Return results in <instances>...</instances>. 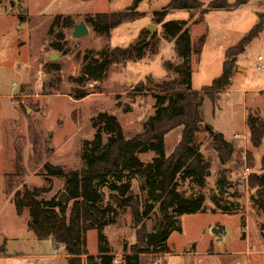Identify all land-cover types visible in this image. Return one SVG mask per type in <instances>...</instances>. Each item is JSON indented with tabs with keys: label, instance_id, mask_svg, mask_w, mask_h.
Here are the masks:
<instances>
[{
	"label": "rangeland",
	"instance_id": "1",
	"mask_svg": "<svg viewBox=\"0 0 264 264\" xmlns=\"http://www.w3.org/2000/svg\"><path fill=\"white\" fill-rule=\"evenodd\" d=\"M170 1L143 0L137 10L144 17L114 28L110 38L91 26L88 35L74 38L75 24L97 13L124 11L134 0H0V264H69L64 245L40 240L29 229L30 212L18 215L14 195L28 186L46 187L47 199L60 197L65 192V178L50 176L45 166L83 168L84 142L94 139L93 120L102 112L117 116L127 138L143 131L156 105V89L147 77L157 82L180 78L164 65L165 61L181 60L173 42L164 38L162 24L153 18ZM200 1L207 5L213 0ZM59 14L71 16L73 24L67 27L63 23L51 32ZM261 14L264 0H250L236 10L213 9L205 16L201 10L191 13L185 8L169 13L166 22L188 21L193 44L206 35L202 54L191 57L194 90L202 91L222 74L227 50L260 23ZM150 24L158 25V54L149 52L139 61L112 65L104 80L82 86L89 94L86 98H74L75 83L70 78L80 76L86 54L128 47ZM61 33L63 40L59 39ZM53 42H62L64 50H55ZM259 56L264 57V30L238 56L227 89L215 101L204 95V123L233 142L235 154L222 165L210 133L204 128L197 134L196 142L211 169L204 186L187 179L180 181L179 189L186 196L203 194L206 210L181 215L179 227L168 238L169 251L143 255V264H264V210L256 202L259 189L252 185L254 176L264 175V140L259 148L253 147L247 121L251 113L264 123V70L258 69ZM56 64L61 67L59 72L47 70ZM182 131L181 126L166 135L167 155L180 143ZM154 155L144 153L140 158L148 162ZM245 157L255 172L248 181L239 176V162L244 165ZM223 171L229 183L221 191ZM128 181L144 210L147 192L142 178L132 175ZM100 187L106 204L113 192L107 184ZM66 202L71 206L74 199L68 196ZM162 219L156 206L144 221L148 231L155 230ZM137 226L131 208L119 209L115 222L104 231L105 245L119 264H123L125 246L130 251L138 243ZM87 245L90 254L100 253L98 230L88 232Z\"/></svg>",
	"mask_w": 264,
	"mask_h": 264
},
{
	"label": "trees",
	"instance_id": "2",
	"mask_svg": "<svg viewBox=\"0 0 264 264\" xmlns=\"http://www.w3.org/2000/svg\"><path fill=\"white\" fill-rule=\"evenodd\" d=\"M142 1L134 0L133 5L124 11L90 15L85 22L96 33L110 38L114 28L144 17L145 14L137 10ZM249 1L236 0L230 3L227 0H213L206 5L200 0H171L163 10L155 12L154 21L162 24L164 38L173 42L181 60L179 63L165 61L164 65L180 78L157 82L152 76L147 77L148 82L156 89V105L155 113L145 122L143 131L127 138L117 116L102 112L93 120V126L96 128L94 139L84 142L83 168L67 170L62 166L46 164L45 168L50 176L65 178V191L74 199L71 206L68 202H60L57 195L47 199L49 190L46 187L25 186L16 191L13 200L18 215L29 210V229L40 240L52 239L58 245H64L69 264H114L115 255L111 254L105 245L108 239L104 231L115 222L119 209L131 208L135 223L139 225L138 243L132 245L130 251L125 246L123 264H143V255L166 254L169 251L168 238L171 232L179 227V217L206 210L203 194L186 196L179 189L180 181L187 179L193 180L198 186H204L211 169V163L196 142L197 134L202 131L200 123L204 122V95H209L215 101L231 84L238 56L243 54L252 40L264 30V14L260 15L259 24L237 45L227 50L222 74L202 91L193 89V70L190 63L194 53L202 54L206 35L201 36L197 45L193 44L188 21L166 22V18L171 11L177 9L185 8L191 13L201 10V14L205 16L213 9L236 10ZM63 23L67 27L72 26V17L57 15L50 31ZM149 34L144 29L138 40L128 47L103 48L86 54L80 76L70 78L75 83L74 98H86L89 94L82 86L89 81L104 80L112 65L139 61L149 52L158 54L160 43L157 35L148 42ZM64 38L65 35L61 33L59 39ZM52 46L57 51L64 50L62 42H53ZM47 70L59 72L61 67L56 64L54 68ZM247 121L251 143L254 148H259L264 140V123L251 113ZM181 126L182 139L176 149L167 155L166 135ZM206 130L210 133L221 164L226 165L235 154L234 144L212 126ZM151 152L155 153L151 161L145 162L140 158L141 154ZM239 163L242 168L243 164ZM250 167L253 168L251 165ZM254 174L255 172H252L250 177ZM132 175L142 178V188L147 192L144 210L140 208V199L131 193L132 185L128 178ZM219 183L221 191L229 183L224 171ZM103 184H107L113 192L106 204H103L104 192L100 190ZM252 185L259 189L256 202L264 210V175L254 176ZM218 205L222 207L220 203ZM156 206H159L163 219L155 230L149 232L144 221ZM93 229L99 231L102 242L100 253L97 255L90 254L87 245V234Z\"/></svg>",
	"mask_w": 264,
	"mask_h": 264
},
{
	"label": "water",
	"instance_id": "3",
	"mask_svg": "<svg viewBox=\"0 0 264 264\" xmlns=\"http://www.w3.org/2000/svg\"><path fill=\"white\" fill-rule=\"evenodd\" d=\"M158 29V25L155 24H150L148 27V31L150 32V36L148 37V42H150L152 40V38L154 37L156 31ZM90 33V28L87 25V23L85 21L80 22L79 24H75L74 25V31H73V37L74 38H81L83 36H86ZM57 57V55L54 56V58ZM200 127L202 129H209L210 126L206 125L204 122L200 123ZM68 198V194L67 192H63L62 195L59 197V201L60 202H66ZM217 232V230H216Z\"/></svg>",
	"mask_w": 264,
	"mask_h": 264
},
{
	"label": "built area",
	"instance_id": "4",
	"mask_svg": "<svg viewBox=\"0 0 264 264\" xmlns=\"http://www.w3.org/2000/svg\"><path fill=\"white\" fill-rule=\"evenodd\" d=\"M258 69L259 70H264V57L259 56V63H258ZM237 137V135H236ZM246 161L242 168L239 170V176L242 181H248L250 178L251 173L253 172L252 168L247 164V159L246 157L244 158ZM114 264H119V259L115 258Z\"/></svg>",
	"mask_w": 264,
	"mask_h": 264
},
{
	"label": "crops",
	"instance_id": "5",
	"mask_svg": "<svg viewBox=\"0 0 264 264\" xmlns=\"http://www.w3.org/2000/svg\"><path fill=\"white\" fill-rule=\"evenodd\" d=\"M233 143V142H232ZM234 144V143H233ZM235 146V145H234ZM155 157V155L153 156V158Z\"/></svg>",
	"mask_w": 264,
	"mask_h": 264
}]
</instances>
